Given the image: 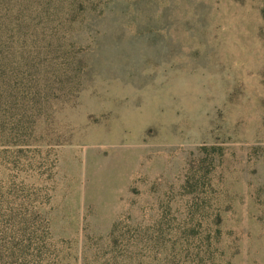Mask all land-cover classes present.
Here are the masks:
<instances>
[{
    "label": "rangeland",
    "instance_id": "1",
    "mask_svg": "<svg viewBox=\"0 0 264 264\" xmlns=\"http://www.w3.org/2000/svg\"><path fill=\"white\" fill-rule=\"evenodd\" d=\"M9 9L0 264H264V0Z\"/></svg>",
    "mask_w": 264,
    "mask_h": 264
},
{
    "label": "trees",
    "instance_id": "2",
    "mask_svg": "<svg viewBox=\"0 0 264 264\" xmlns=\"http://www.w3.org/2000/svg\"><path fill=\"white\" fill-rule=\"evenodd\" d=\"M13 1L14 0H0V8H2L3 11L5 10V11H8V12H11L10 9H9V6L11 5V3ZM72 6H75V5H72ZM80 6H82V5H80ZM73 14H87V11H78V10L69 11L68 16L69 15H73ZM92 26H94V22L89 23L87 28H90Z\"/></svg>",
    "mask_w": 264,
    "mask_h": 264
}]
</instances>
